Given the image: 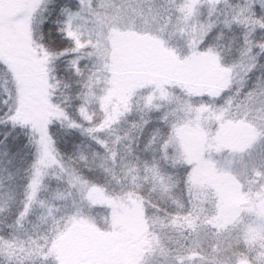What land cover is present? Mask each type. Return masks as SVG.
I'll list each match as a JSON object with an SVG mask.
<instances>
[{
  "label": "snow or ice",
  "instance_id": "6c2138e0",
  "mask_svg": "<svg viewBox=\"0 0 264 264\" xmlns=\"http://www.w3.org/2000/svg\"><path fill=\"white\" fill-rule=\"evenodd\" d=\"M0 264H264V0H0Z\"/></svg>",
  "mask_w": 264,
  "mask_h": 264
}]
</instances>
